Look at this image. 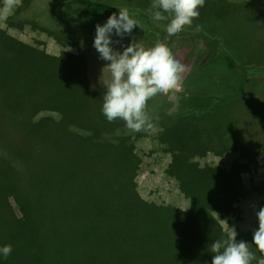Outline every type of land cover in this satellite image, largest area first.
Listing matches in <instances>:
<instances>
[{
    "label": "rangeland",
    "instance_id": "rangeland-1",
    "mask_svg": "<svg viewBox=\"0 0 264 264\" xmlns=\"http://www.w3.org/2000/svg\"><path fill=\"white\" fill-rule=\"evenodd\" d=\"M60 1L62 0H15L14 7L9 13H0L2 38L9 36L16 46L27 47L24 50L11 52V73L6 71L3 79L0 80V114L7 119H3L1 115L0 117L4 121L7 120V123H13V129L36 137L37 150L41 147L38 139L43 131L44 134L53 136L54 129L50 126L45 127L47 115L61 116V112L65 114L67 109L61 110L60 113L45 110L43 111L46 113L45 116L35 118L39 110L54 102L62 104V109L66 106L73 107L71 84L67 79V75L72 70V61L68 57H62L64 53L76 55L78 52L79 54L85 52L90 64L88 74L91 76L92 91L104 89L102 84L110 79V74L104 69L108 62L99 59V54L93 47L95 35H79V41L64 40L58 36L55 30L61 27V23H53L49 18L50 12L55 10L56 4ZM107 1L124 7H140L137 0ZM199 11L200 16L187 28L195 25L193 29L196 32H201L202 27L216 32L224 47L234 55H240L242 60L245 57L249 67H256L255 71L251 69L249 72L263 75V78L255 77L260 78L262 82L253 80L251 83H243L241 87L242 85L238 84L239 78L231 74L222 57L219 58L216 54L212 60L202 66L197 63L192 64L191 61L185 62L194 48L195 56L203 53L201 50H205L207 55L209 51L205 44L198 43L195 46L194 42L185 40L179 42L180 46L174 44L171 53L184 66L185 71L178 87L171 90L167 98L156 97L149 102L150 121H160L164 115L171 116L176 111L182 114L185 111L188 113L189 110H196L195 115L184 116L178 122L169 123L170 127H165L166 129L156 122L149 133H138L137 138L132 140L134 155L139 159L135 183L144 200L159 205H173L183 211L190 209L195 196L200 197L204 204H207V201L216 198L217 191L220 195L222 183L219 181L220 186L216 188L206 176H197L191 180L192 195L187 196L183 192L182 183L177 179L178 177H175L179 173L176 171L180 166L179 156L176 158L174 151L168 145L171 143L169 140L172 139L175 144L184 146L181 152L184 156H191V161L202 168H218L219 176H224V170L235 169L242 179V192H238L239 196L228 214L220 217L217 210L213 212L215 218L220 217L219 224L224 233L217 238L214 234H209L204 225L200 226L201 235L196 236V240L186 242L185 260L178 264H211L213 257L211 244L217 239H225L226 233L228 234L232 228L237 232V242L244 240L249 243L250 250L259 258L260 253H257L254 245L251 244L253 231L258 227L256 212L264 207V0H205L204 6ZM163 24L165 25L166 22ZM133 40L127 38L124 43L127 45ZM117 48L123 51L119 46ZM32 51L62 58H55L58 65L56 67L55 63L46 62L41 55ZM47 67H51L52 70ZM213 94L230 95V98L226 103L220 99L214 114L208 115L204 111L208 102L206 96ZM30 115L34 118L24 119ZM185 119L186 121H183ZM67 120L72 121V119ZM77 122L88 126L90 124V121L86 122L84 119H79ZM109 127L106 131L92 129L91 134H94L95 139L99 141L95 140L92 147L88 145L84 155L74 154L72 149H69L70 146L68 148L65 145L62 150L64 152H60L57 160L32 165V170L39 172L38 182L50 185L55 179L54 184H59L56 200L60 204L62 198H65L63 203L69 205V208L62 213L48 214L56 227L68 226L67 219L71 221L72 230L79 238V241L72 240L70 244L73 247L89 248L94 245L89 238L91 235L104 234L106 230L104 225L110 218V213L108 214L110 208L103 198L101 202L99 201L101 185L98 181L92 184L86 181V185L85 182L83 184L79 181L68 186L62 181L63 175L59 177L57 175L62 168L74 166L78 159L82 162H77L75 165L73 170L75 173L87 171L104 173L105 190L109 187V178L119 183V180L115 179L119 170L131 168L134 162L128 154H125L126 147H120L119 141H111L112 132ZM117 130L120 132L119 129ZM76 133L80 137L81 133ZM203 152L204 155H201ZM54 154L48 155L54 157ZM33 180L35 181V178ZM86 186L90 187V191L81 192ZM110 194L111 200L115 201L114 193L110 192ZM10 200L15 213L21 215L18 203L13 198ZM98 208L101 209V218L97 219L100 213ZM123 211L122 202L120 216H123ZM56 216L64 221L61 223ZM120 219V225L116 226L115 231L123 232L124 226L126 227L124 231L133 228V225L127 224L125 220L122 221V217ZM172 226L169 229L166 226L159 228L151 246L163 250L171 234L173 238L181 237L175 226L173 224ZM252 264H257V260H253Z\"/></svg>",
    "mask_w": 264,
    "mask_h": 264
},
{
    "label": "trees",
    "instance_id": "trees-1",
    "mask_svg": "<svg viewBox=\"0 0 264 264\" xmlns=\"http://www.w3.org/2000/svg\"><path fill=\"white\" fill-rule=\"evenodd\" d=\"M104 1L62 0L56 4L55 10L50 12L49 20L53 23H61V27L55 30L60 38L79 41V35H95L96 25L105 23L113 13L118 14L119 9L117 8H127L130 14L140 22V27L137 26L133 29L132 37L129 39L141 41L145 48L163 42L172 52L171 47L174 44L180 46L179 42L182 40L192 41L195 46L198 43L205 44L209 51L207 55L205 50H201L203 53L195 56L194 48L188 54V59H185V62L191 61L192 64L197 63L202 66L217 55L219 58L222 57L231 74L239 78L238 84L242 85L241 87H243V83H251L253 80L262 82L259 79L263 78V75H259L258 72L252 74L249 72L251 69L255 71L256 67H249L245 57L242 60L240 55L236 56L224 47L221 38L216 36V32L209 31L206 27H202L201 32H196L193 29L194 25L186 28L177 37L168 38L164 22H155L147 14L151 0H137L140 7H124L111 4L110 1ZM6 49L8 51H5ZM19 49L24 50L27 47L16 46L9 36L0 37V80L3 79L6 71L11 73V52ZM32 52L41 55L48 63H55L56 67L58 65L55 58L68 57L72 61V70L67 75V79L71 84L73 107L66 106L62 109V104L54 102L39 110L38 114L35 115V118H40L45 116L46 113L43 112L45 110L60 113L61 110L67 109L65 114L61 112L62 117L60 115H55V117L47 115L45 118L47 123L45 127L50 126L54 132L53 136L44 134L45 131L42 132L43 134L41 133L40 139H38L40 141H37L40 143V150L35 148L36 137L13 129V123L4 121L3 119L7 118L0 114L3 118L0 117V175H2L0 176V246L11 244L13 248L11 256L7 259H0V264H178L185 260L186 242L196 240L195 237L201 235L202 228L200 226L204 225L205 229L210 232L209 234H214L217 238L224 233L219 224V218L233 209V204L239 196L238 192H242V179L235 169L224 170V176L220 175V179L218 168L200 167L191 161V156L186 157L181 153L184 150L183 145L175 144L174 139L169 140L171 143L168 145L174 151V156L176 158L179 156L178 163L180 166L176 170L179 173H174L176 174L175 177H178L177 179L182 183L183 192L187 196L192 195L191 180L197 176H206L209 182L215 184L216 188L220 186L219 181L222 183L220 195L217 191L216 198L213 201H207V204H204L200 197L195 196L190 209L187 211L173 205H159L144 200L135 183L139 159L134 155L132 140L137 138L139 134L149 133V131H141L135 136L134 134L128 135L123 121L115 120L109 123L105 119L101 114L104 89L88 91L89 82H91V76L88 74V65L90 64H88V57L84 51L82 54L78 52L76 55L64 53L62 57H51L45 53ZM211 52L214 53L211 54ZM47 68L52 70L51 67ZM48 69L47 72H49ZM257 76L260 78H255ZM167 96L166 94L159 99H165ZM206 98L208 102L204 111L208 115H212L220 104L219 100L222 99L223 103H226L230 95L213 94V96H206ZM197 110L201 111L200 109ZM189 111L182 114L176 111L171 116L166 114L160 121L152 120L151 123L157 122L162 124L164 128L170 127L169 123L178 122L184 116L195 115L194 111L196 110ZM29 118L32 119L34 116L24 117V119ZM67 119H72V121ZM79 119H84L86 122L90 121L89 126L79 124L77 122ZM107 127L112 132L111 141H119L120 147H126L125 154L131 157L134 165L127 170H119L118 176L115 177L119 183L108 177L109 187L106 190L104 188V173L100 171L75 173L73 171L77 162H82L78 159H76L74 166L59 170L57 177L63 175L62 181L68 186L79 181H82L83 184L85 182V185L86 181H90L89 184L98 181L101 185L99 201L101 202L103 198L110 208L108 212L110 218H108L109 222L104 225L106 227L104 234L91 235L89 238L94 245L89 248L73 247L70 243L72 240L79 241V238L72 230L71 221L67 219L68 226L56 227L48 214L62 213L63 210L69 208V205L63 203L65 198H62L60 204L56 200L55 195L59 184H54L55 179L50 185L38 182L39 172L33 171L32 165L38 162L57 160L65 145L68 148L70 146L69 149H72L76 155L86 154L88 145L92 147L95 140L99 141L95 139L94 134H91L92 129L106 131ZM75 131L81 133L80 137ZM49 153H55L54 157L48 155ZM176 158L173 159V163ZM89 191L90 187L87 186L81 190V192L86 193ZM110 192L114 193L115 201L111 200ZM11 198L18 203L21 215L15 213ZM122 202L124 203V211L123 216H120ZM98 209L100 213H98L97 219L101 218V209ZM215 210H217L219 218L213 216ZM121 217L122 221L125 220L127 224L133 225V228L124 231L126 227L123 225V232L115 231L116 226L120 225ZM56 218L59 217L56 216ZM58 220L61 223L64 221V219ZM172 224L181 234V237L173 238L171 234L163 250L151 246L159 228L166 226L169 229V227H173ZM185 226L187 227L185 228Z\"/></svg>",
    "mask_w": 264,
    "mask_h": 264
},
{
    "label": "clouds",
    "instance_id": "clouds-1",
    "mask_svg": "<svg viewBox=\"0 0 264 264\" xmlns=\"http://www.w3.org/2000/svg\"><path fill=\"white\" fill-rule=\"evenodd\" d=\"M14 3L15 0H2L0 13H9ZM204 4L205 0H151L147 14L155 22H166V36L175 38L200 16L199 9ZM117 9L118 14L113 13L105 23L96 25L93 41L99 59L108 62L104 69L110 74V79L102 84L101 114L109 123L123 121L127 132L135 134L153 128L149 102L177 88L185 68L163 42L148 48L134 40L125 45L140 22L127 8ZM256 217L258 227L253 231L251 245L260 253L259 258L250 250L249 243L237 242V232L232 228L225 239L211 244V264H252L253 260L264 264V207L256 212ZM12 252L11 244L0 246V259L9 258Z\"/></svg>",
    "mask_w": 264,
    "mask_h": 264
},
{
    "label": "crops",
    "instance_id": "crops-1",
    "mask_svg": "<svg viewBox=\"0 0 264 264\" xmlns=\"http://www.w3.org/2000/svg\"><path fill=\"white\" fill-rule=\"evenodd\" d=\"M3 33V31L2 30H0V37H2V34ZM72 54V53H71ZM76 54H78V53H76ZM75 55V54H74ZM90 84H89V87H88V91H92V88H91V82H89Z\"/></svg>",
    "mask_w": 264,
    "mask_h": 264
}]
</instances>
